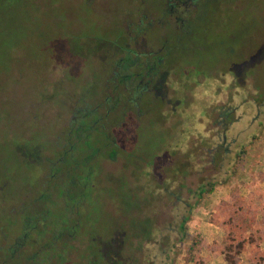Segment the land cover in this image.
<instances>
[{"label":"rangeland","instance_id":"1","mask_svg":"<svg viewBox=\"0 0 264 264\" xmlns=\"http://www.w3.org/2000/svg\"><path fill=\"white\" fill-rule=\"evenodd\" d=\"M138 3L139 0H0V177L6 176L10 194L26 193L38 179L36 171L28 169L14 153L13 138L43 139L42 142L50 146L51 135L70 114L69 104L89 81L93 84V94L83 95L93 96V99L103 95L101 81L105 72L101 52L95 53L93 48L92 53V45L104 46V38L111 39L117 26L123 29L125 23L117 24L119 16L124 13L132 16ZM202 17L203 22L195 27L191 45L180 48L177 56L191 65L193 72L196 67L206 68L209 78L182 90L180 96L184 102L176 108L177 113H172L175 115L166 117L163 125L143 123L134 131H122L119 136L123 143L127 142L128 150L137 144V153L148 158L162 140L164 149L169 140L179 148L183 145L184 148L190 139L196 143L193 135L203 133L208 125L202 114L207 107L211 109V122L217 115L215 107L237 106L235 115H240V119L235 126L242 132L240 137L228 134L236 138L230 145L231 151L242 150L236 160L235 173L225 184L215 185L206 194L205 201L192 209L187 222V237L199 233L209 243L212 239L219 241L222 235L220 229L207 224L216 202L229 192L244 196L255 187L264 186L258 178L264 173V104H261L264 102V0L209 1ZM161 31L159 27L153 28L147 35L156 37ZM96 37H103V43L102 38ZM154 45L149 44V47ZM244 60L243 70L235 74L236 63ZM257 103L261 104L259 116L255 114ZM164 107L170 110L169 105L164 104ZM156 108L154 105L151 115H156ZM187 130L193 134L189 138L184 135ZM211 131L205 135L209 136ZM123 161L118 157L113 164L121 189L106 188L104 202L94 205L96 223L115 220L116 237L126 226L117 222L116 211L112 214L104 203L131 183L129 171L117 169ZM194 162L197 166L185 173L182 187L175 188L176 195L168 199L162 196L161 210L153 214L159 226L171 218L172 212L179 213L171 210V201H194L191 192L200 177L223 178V172L218 173L203 160ZM130 239V245L124 244L120 253L139 264L147 249L146 241ZM188 244L189 239H185L175 247L172 264H193L188 260ZM260 246L264 249V240ZM199 255L206 260L203 264H227L221 256L206 259L212 256L206 250H201ZM237 264H247L245 254L239 255Z\"/></svg>","mask_w":264,"mask_h":264},{"label":"flooded vegetation","instance_id":"2","mask_svg":"<svg viewBox=\"0 0 264 264\" xmlns=\"http://www.w3.org/2000/svg\"><path fill=\"white\" fill-rule=\"evenodd\" d=\"M209 1L214 3L139 0L132 16L121 12L117 24L125 23L123 29L117 26L111 39L104 38L106 44L99 37L104 46L91 49L101 52L103 95L85 97L93 94L89 81L69 104L70 114L51 135L50 146L43 139L13 138L14 153L38 179L26 193L14 195L7 191L6 176L0 177V264H132L120 251L130 245V237L141 240L135 233L144 231L146 218L161 210L162 196L176 195L173 165L184 145L179 148L169 140L164 149L162 140L145 158L137 153V144L128 150L119 135L143 123L163 125L184 102L182 90L209 78L206 68L193 72L177 56L180 48L191 45ZM157 27L162 31L149 37L147 32ZM139 44L144 46L136 48ZM244 63H236L235 74ZM154 105L157 113L151 115ZM209 113V107L202 112L208 124L204 133L210 129ZM184 135L193 134L187 130ZM118 157L124 161L117 169L129 171L131 183L104 203L126 226L116 237L115 220L96 223L94 205L104 202L106 188H120L113 166Z\"/></svg>","mask_w":264,"mask_h":264},{"label":"trees","instance_id":"3","mask_svg":"<svg viewBox=\"0 0 264 264\" xmlns=\"http://www.w3.org/2000/svg\"><path fill=\"white\" fill-rule=\"evenodd\" d=\"M261 104H255L256 116H259L258 106ZM236 109V105L221 104L215 107L217 115L210 122L209 129L212 133L209 136L204 132L196 133L193 136L197 142L190 139L189 144L179 150V159H176L173 165L174 170L177 171L175 188L182 187V175L197 166L194 162L197 159L215 167L218 173L223 172V178L218 180L215 175L200 177L192 191L194 201L192 203L184 199L171 201V210L176 209L179 213L172 212L171 218L162 225L156 224L154 215L146 218L145 230L135 233L136 236L140 234L141 239L145 238L147 245L139 264H172L176 255L175 247L185 239H189L188 260L193 264L205 263L206 260L199 255L201 250L212 254L206 258L208 260L213 256H221L225 263L237 264L239 255L243 253L247 258V264H264V249L260 246L264 240V186L255 187L252 192L244 196L229 192L216 203L208 217V222L222 231L219 241L212 239L208 243L199 233L187 237V222L190 220L192 209L205 201L206 194L211 192L215 185L225 184L235 173L236 160L242 152V150L232 152L230 148L236 139L234 137H240L242 132V129L238 130L235 126L240 119V115H235ZM228 134H233L234 137ZM258 178L264 183V173ZM134 197L132 195L131 198ZM164 197L168 199L171 195ZM138 227L140 224H135V228Z\"/></svg>","mask_w":264,"mask_h":264},{"label":"crops","instance_id":"4","mask_svg":"<svg viewBox=\"0 0 264 264\" xmlns=\"http://www.w3.org/2000/svg\"><path fill=\"white\" fill-rule=\"evenodd\" d=\"M217 202H218V201H217ZM217 202H216V203H217ZM207 224H208V225H210V226H212V227H213L215 230H216V229H219L218 227H216L215 225H213L212 223H210V222H208V221H207ZM197 226H198V227H200V226H201V224H200V223H198V225H197Z\"/></svg>","mask_w":264,"mask_h":264}]
</instances>
